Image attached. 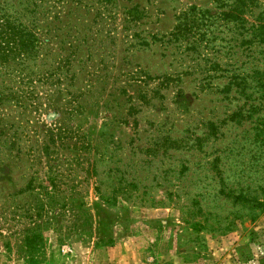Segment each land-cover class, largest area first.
Segmentation results:
<instances>
[{"label":"rangeland","instance_id":"374dc122","mask_svg":"<svg viewBox=\"0 0 264 264\" xmlns=\"http://www.w3.org/2000/svg\"><path fill=\"white\" fill-rule=\"evenodd\" d=\"M77 1L60 110L2 106L0 264H264V160L215 150L242 128L200 88L264 61V0Z\"/></svg>","mask_w":264,"mask_h":264},{"label":"trees","instance_id":"16d2710c","mask_svg":"<svg viewBox=\"0 0 264 264\" xmlns=\"http://www.w3.org/2000/svg\"><path fill=\"white\" fill-rule=\"evenodd\" d=\"M56 1L18 0L16 4L20 8L12 16L0 7V142L2 106L10 103L21 108H38L43 104L46 108L60 110L62 106L53 95L68 94L67 87L76 82L77 74L82 73L83 64L74 69L69 58L75 52L69 48L74 46H65V40L68 28L74 27L72 22L84 12L85 3ZM244 1L254 3V0H235L239 7L244 6ZM220 16H224V12ZM63 28L66 30L62 31ZM256 30H260L255 35L263 47L252 46L248 49L250 54L264 51V24H259ZM262 54L264 58V52ZM212 70L210 79L200 86L213 95L210 110L216 108L205 120L214 132L212 140L221 133L223 137L222 126L229 133V128H242L215 150L238 156L246 153L247 161L264 160V61H234L225 68L213 63ZM77 96L73 95V101ZM41 99L45 102L41 103ZM229 105H232L231 109ZM73 110L72 107L66 112ZM219 159V155L214 156L213 164ZM221 192L234 199L242 198L240 191L237 195ZM262 197L255 202L264 205V193Z\"/></svg>","mask_w":264,"mask_h":264}]
</instances>
